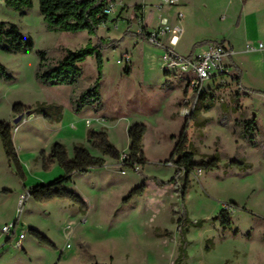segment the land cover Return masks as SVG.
Masks as SVG:
<instances>
[{"label":"rangeland","instance_id":"obj_1","mask_svg":"<svg viewBox=\"0 0 264 264\" xmlns=\"http://www.w3.org/2000/svg\"><path fill=\"white\" fill-rule=\"evenodd\" d=\"M127 2L109 1L116 9L107 12L109 20L98 31L103 43L87 31L51 29L39 0L25 15L0 2V22L18 25L34 41L31 52L0 48V63L12 75V79L0 75V121L11 125L25 171L23 180L0 137V264H264V45H259L264 44V33L254 30L260 15L251 16L248 28L238 30L234 21L241 0H179L177 5L160 6L161 0ZM162 15L181 25V41L175 46L181 52H188L194 39L202 45L225 33L234 39L250 34L245 46L256 49L246 50L250 60L242 65L248 88L229 77L207 82L209 94L195 115L182 116L179 106L188 74L166 71L161 51L137 36L121 39L126 30L136 32L143 22L155 28ZM110 39L119 41L111 44ZM98 43L103 55V107L95 112L87 105L76 111L75 100L98 78L96 55L81 64L83 74L77 84L49 86L36 76L38 51H46L48 63L54 65L68 49ZM17 103L28 110L15 123L20 114L13 110ZM39 103L53 105V116L58 106L61 119L47 121L34 110ZM253 115L260 121L251 139L254 144L243 138L237 122ZM136 123L145 124L147 131L135 159L146 162L129 167L121 163V156L130 154L128 129ZM184 129L196 161L219 155V167L199 165L188 175L182 172L169 186L145 179L174 176L169 160ZM90 130L107 131L122 149L120 158L89 145ZM60 140L69 157L74 155L73 142L81 141L93 155L105 159L104 166L75 173L66 184L86 197L88 208L59 199L40 203L31 196L20 203L31 185L50 183L64 173L58 163L44 169V153L48 156ZM143 183V195L131 193ZM14 221L15 233L2 232L3 225ZM31 228L47 235L56 247L40 244ZM21 232L25 238L15 245Z\"/></svg>","mask_w":264,"mask_h":264},{"label":"trees","instance_id":"obj_2","mask_svg":"<svg viewBox=\"0 0 264 264\" xmlns=\"http://www.w3.org/2000/svg\"><path fill=\"white\" fill-rule=\"evenodd\" d=\"M15 10L19 11L21 15H25L28 9H31L34 0H0ZM110 0H39L40 11L44 16L47 25L51 29L78 32L87 31L91 35L98 37L100 26L109 20V15L106 9ZM134 35L144 40V37L129 30L125 31V36ZM99 43H103L104 39L98 37ZM111 44L117 43L118 39H110ZM91 45L77 49L66 51L65 56L56 64L50 65L46 51H38L39 63L37 66L36 76L39 81L45 85H74L77 84L82 77L83 70L81 64L90 55H96L99 75L95 83L85 89L80 96L75 100L74 109L81 111L85 106L90 105L95 112L100 111L103 107L102 94L100 91L101 80L103 78V55L100 44ZM201 43H196L195 46ZM0 48L8 52H31L34 49V41L31 37L25 36L18 25L14 23L6 24L0 22ZM0 75L6 79H12V75L8 72L6 66L0 63ZM233 80L241 85V70L235 67L233 73ZM209 91L204 90L199 98L197 107L193 111L192 116L195 115L198 105L201 101L206 100ZM236 99L240 97V93H235ZM53 105L39 103L34 109L37 113L43 114L47 121L60 120L62 117V110L57 106L56 114H50ZM210 108V104L207 106ZM16 113L23 114L28 108L22 104L17 103L13 106ZM242 126L241 135L243 138L249 140L254 144L257 130V121L255 116L250 118H242L237 120ZM147 128L145 124L136 123L129 127L128 136L131 140L129 150L131 159L125 163L126 166L134 167V164H145L144 158H136V154L141 150L144 136ZM0 137L10 162L14 163L18 174L25 180V171L22 162L19 158L14 138L12 127L7 122L0 121ZM88 143L93 148L99 150L103 155H107L114 159H119L121 156L120 150L109 139L107 131L105 130H90L88 134ZM187 131L184 129L174 147L171 155V160L174 163V176L169 180H162L158 177H151L158 185H175L177 179L182 172L187 175L195 170L199 165L204 169H216L219 167L220 156L215 155L211 160H204L197 162L196 152L193 149ZM74 155L69 157L65 143L55 141L51 147L50 154L47 156L44 153V169L50 170L53 163H58L64 170V173L51 181L50 183H38L33 185L27 192L37 202L44 203L52 200H67L74 205L85 207V201L82 196L75 190L70 189L66 184L72 181L75 173H86L90 168L102 167L105 165L103 156H95L84 143H76L73 148ZM201 167V168H202ZM150 177L146 176L145 179ZM146 190L145 183L134 188L131 193L143 195ZM224 222L230 224L228 220ZM30 232L35 236L40 244L54 246L53 241L44 235L41 231L31 228Z\"/></svg>","mask_w":264,"mask_h":264},{"label":"built area","instance_id":"obj_3","mask_svg":"<svg viewBox=\"0 0 264 264\" xmlns=\"http://www.w3.org/2000/svg\"><path fill=\"white\" fill-rule=\"evenodd\" d=\"M178 2L179 0H161L158 5H177ZM115 9V4H109L106 12L114 11ZM178 14L180 19L183 16V12L180 11ZM159 19V24L149 30L147 22H143V19L139 17V21L143 22V24L137 28L136 32L144 37V41L161 51L166 71L188 74L186 91L180 105V114L185 118H189L197 107L201 93L210 89L205 87L207 82L215 83L218 79L224 80L226 77L233 79L230 64L235 50L230 43L224 41L211 44L208 49L198 55L182 54L175 47L181 38V25L172 23L167 16L162 15ZM262 45L261 43L260 46ZM246 49L255 50L256 48L255 46L247 45ZM130 159V154H122L121 163L125 165ZM169 164L174 165L172 161ZM197 170L202 172L201 168ZM121 173H125V170L122 169ZM26 196H30L28 192L21 195L20 203H23ZM14 225L15 221L11 224L3 225L2 232L12 235ZM25 235V232H21L15 245H19L24 240Z\"/></svg>","mask_w":264,"mask_h":264},{"label":"crops","instance_id":"obj_4","mask_svg":"<svg viewBox=\"0 0 264 264\" xmlns=\"http://www.w3.org/2000/svg\"><path fill=\"white\" fill-rule=\"evenodd\" d=\"M129 2V1H132V0H123V3L125 2ZM140 1V0H138ZM242 1V6L241 8H238L237 11H236V19L234 21V25L235 27L240 30V29H247L248 28V21L249 19L251 18V16H256V15H260V19L258 17V19L256 20V25L254 26V30H256L258 32V34H260L261 30L263 31L264 33V0H241ZM127 2V3H128ZM136 3V1H135ZM161 2H159L160 4ZM141 4V3H140ZM143 4V3H142ZM181 4V3H180ZM151 5V4H150ZM150 8V7H149ZM149 10V9H148ZM148 10H146V12H148ZM158 23V22H157ZM149 25V23H148ZM154 26H150L148 27L149 30H152ZM262 33V34H263ZM250 34L246 36V38H231L229 35H226L225 34H222L220 37H218L217 39H214L212 42H209V43H203L202 45H197L195 46V44L198 42L197 39H194L192 40V42L190 43V46H189V50L188 52H181L179 51L177 48L176 50L182 54H186V55H198L202 52H204L206 49H208V47L211 45V44H215V43H219V42H228L231 44V46L234 48L235 53L232 57V60H231V70L232 72L234 73L235 72V67H238L240 70H241V85L244 86V87H247L245 84H244V71H243V67L242 65L244 64V62H247V60H250L248 58V55H247V49H246V44L247 42L250 40L248 38H250ZM261 38V36H259ZM259 37H256V38H259ZM263 37V36H262ZM204 40V39H203ZM208 40V39H205V41ZM144 41V40H142ZM180 41H181V38H180ZM179 41V43H180ZM202 41V40H201ZM146 42V41H144ZM263 44L262 41H260L259 45L260 44ZM264 45V44H263ZM158 49V48H157ZM236 55V57H235ZM259 76V75H258ZM262 76V75H261ZM262 78H264V73H263V76ZM180 107V106H179ZM179 113H180V108H179ZM255 116V115H253ZM256 121L257 122V128H258V125L260 126V121L259 119L257 120L256 118ZM128 146L129 144L131 143L130 142V138L128 139ZM61 141V140H60ZM63 142V141H61ZM64 143V142H63ZM76 143H82L81 141H74L73 142V148H74V145ZM114 144V143H113ZM115 145V144H114ZM116 146V145H115ZM117 147V146H116ZM118 148V147H117ZM119 150H122L121 148H118ZM68 150V148H67ZM54 164V163H53ZM24 168V167H23ZM88 173V172H86ZM151 179V178H149ZM151 181H154L153 179H151ZM151 181L147 182V185L148 187L150 188L152 183ZM155 182V181H154ZM156 183V182H155ZM38 184V183H37ZM157 184V183H156ZM35 185V184H33ZM31 185L29 187V189L33 186ZM158 185V184H157ZM158 186H165V185H158ZM166 186H169V185H166ZM27 188V191L29 190ZM83 200L85 201V204L86 206L85 207H80V209H85V208H88V201L86 200V197L84 195H81ZM15 233V232H13ZM56 247V246H55Z\"/></svg>","mask_w":264,"mask_h":264},{"label":"water","instance_id":"obj_5","mask_svg":"<svg viewBox=\"0 0 264 264\" xmlns=\"http://www.w3.org/2000/svg\"><path fill=\"white\" fill-rule=\"evenodd\" d=\"M22 118H23V114H19V116L14 119V122L18 123Z\"/></svg>","mask_w":264,"mask_h":264}]
</instances>
